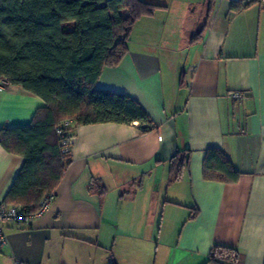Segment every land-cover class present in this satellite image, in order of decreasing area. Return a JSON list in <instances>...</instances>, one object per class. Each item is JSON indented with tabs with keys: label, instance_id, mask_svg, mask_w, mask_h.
Returning <instances> with one entry per match:
<instances>
[{
	"label": "crops",
	"instance_id": "crops-1",
	"mask_svg": "<svg viewBox=\"0 0 264 264\" xmlns=\"http://www.w3.org/2000/svg\"><path fill=\"white\" fill-rule=\"evenodd\" d=\"M143 1L159 8L135 24L126 55L96 88L131 98L155 129L71 124L49 210L5 227L0 264H206L216 246L236 252L232 264H264V6L234 13L238 0L210 9L204 0L201 28L188 36L187 25L173 26L170 0ZM44 106L10 85L0 130L29 126ZM208 150L229 160L237 182L203 179ZM178 151H189L188 164L169 182ZM23 162L0 145V204Z\"/></svg>",
	"mask_w": 264,
	"mask_h": 264
},
{
	"label": "trees",
	"instance_id": "trees-1",
	"mask_svg": "<svg viewBox=\"0 0 264 264\" xmlns=\"http://www.w3.org/2000/svg\"><path fill=\"white\" fill-rule=\"evenodd\" d=\"M259 1L238 0L230 9L238 13ZM206 3L210 9L212 0ZM158 8L143 0H0V78L45 103L29 126L0 130L1 147L24 159L4 205L32 213L43 197L54 196L67 157L55 133L66 120L77 126L138 123L143 131L155 129L135 101L99 90L96 83L105 67L117 66L126 55L135 24ZM188 159L189 151L171 159L169 182L179 179ZM202 174L209 182L239 179L219 150L206 152ZM236 258L233 249L216 246L206 264H232Z\"/></svg>",
	"mask_w": 264,
	"mask_h": 264
},
{
	"label": "built area",
	"instance_id": "built-area-1",
	"mask_svg": "<svg viewBox=\"0 0 264 264\" xmlns=\"http://www.w3.org/2000/svg\"><path fill=\"white\" fill-rule=\"evenodd\" d=\"M258 5L264 6V0H260ZM10 84L5 78H0V93H3ZM241 96L238 93H233L230 95V99H240ZM71 121L66 120L56 129V136L58 139V147L61 154L68 155L72 144L74 143V137L67 135V129L71 125ZM54 199L53 195L43 197L38 204L35 212H28L19 205H4L0 204V247L4 248L7 244V238L5 234V227L7 225H27L34 220L43 216L50 208L52 201Z\"/></svg>",
	"mask_w": 264,
	"mask_h": 264
},
{
	"label": "rangeland",
	"instance_id": "rangeland-1",
	"mask_svg": "<svg viewBox=\"0 0 264 264\" xmlns=\"http://www.w3.org/2000/svg\"><path fill=\"white\" fill-rule=\"evenodd\" d=\"M204 0H170L167 2L166 7H168V13L171 15L173 26H177L179 24L180 28L184 27L181 31L186 35H195L196 32L201 28V24L199 21L200 15V5H202ZM196 5V6H195ZM196 7L195 12H192L193 8ZM199 21L200 26H198L197 22ZM169 26L167 25V30L165 32L168 35ZM72 28V25L69 26ZM196 28V29H195ZM171 33V32H169Z\"/></svg>",
	"mask_w": 264,
	"mask_h": 264
}]
</instances>
